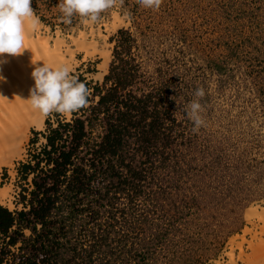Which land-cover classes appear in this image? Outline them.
Masks as SVG:
<instances>
[{
    "label": "rangeland",
    "instance_id": "rangeland-1",
    "mask_svg": "<svg viewBox=\"0 0 264 264\" xmlns=\"http://www.w3.org/2000/svg\"><path fill=\"white\" fill-rule=\"evenodd\" d=\"M59 2L32 0L31 7L40 35L50 45L64 41L73 74L101 83L117 45L132 65L135 92L166 88L175 132L170 160L152 173L156 214L140 223L143 231L123 223L131 216L114 220L93 248L92 264H227L230 238L245 228L250 204L264 198V0H163L158 11L124 0L96 23L75 15L71 25L61 22ZM82 36L96 45L89 55L75 43ZM197 87L206 92L205 126L194 134L182 112L199 99ZM70 118L53 113L45 121ZM45 131L46 124L32 127L21 156L2 166L0 186L9 194L0 205L21 207L16 170L44 143Z\"/></svg>",
    "mask_w": 264,
    "mask_h": 264
},
{
    "label": "trees",
    "instance_id": "trees-1",
    "mask_svg": "<svg viewBox=\"0 0 264 264\" xmlns=\"http://www.w3.org/2000/svg\"><path fill=\"white\" fill-rule=\"evenodd\" d=\"M131 66L115 45L101 83L78 76L88 107L45 121L44 143L16 170L21 207L0 205V264H92L114 220L131 216L123 223L136 232L156 214L152 173L170 160L175 132L166 88L135 92Z\"/></svg>",
    "mask_w": 264,
    "mask_h": 264
},
{
    "label": "bare ground",
    "instance_id": "bare-ground-1",
    "mask_svg": "<svg viewBox=\"0 0 264 264\" xmlns=\"http://www.w3.org/2000/svg\"><path fill=\"white\" fill-rule=\"evenodd\" d=\"M84 37L75 43L78 49L89 55L95 51L96 45L86 43ZM63 46L64 41L59 39L50 45L49 38L40 35L38 27L27 34V49L22 55L12 57L5 54L7 63L0 65V75L5 77L0 81V173L3 165H11L13 159L21 156L31 128L42 129L45 124V117L28 101L29 89L34 85L31 72L43 63L52 68L70 67V60L65 57L69 49H63ZM68 54L72 60L73 53ZM106 60L105 55L104 62ZM8 194L7 189L0 186V204ZM245 220L242 233H235L236 236L229 240V249L225 252L227 264H264V198L250 204Z\"/></svg>",
    "mask_w": 264,
    "mask_h": 264
},
{
    "label": "clouds",
    "instance_id": "clouds-1",
    "mask_svg": "<svg viewBox=\"0 0 264 264\" xmlns=\"http://www.w3.org/2000/svg\"><path fill=\"white\" fill-rule=\"evenodd\" d=\"M31 3L32 0H0V65L7 63L5 54L12 57L22 55L27 49V34L41 24ZM138 3L146 9L158 11L163 0H138ZM123 4L124 0H60L57 7L61 22L71 25L75 15L81 17L83 23H96L102 13L118 5L123 7ZM31 77L34 85L29 89L28 101L42 116L48 117L53 113L70 115L88 107L90 89L69 66L52 68L43 63L33 68ZM4 80L5 77L0 75V81ZM205 95V89L197 87L194 96L199 99L189 101L182 112L191 121L194 134L205 126L202 116L205 109L200 103Z\"/></svg>",
    "mask_w": 264,
    "mask_h": 264
}]
</instances>
